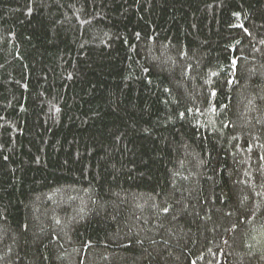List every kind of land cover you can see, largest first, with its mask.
<instances>
[{
	"label": "trees",
	"instance_id": "16d2710c",
	"mask_svg": "<svg viewBox=\"0 0 264 264\" xmlns=\"http://www.w3.org/2000/svg\"><path fill=\"white\" fill-rule=\"evenodd\" d=\"M0 264H264V0H0Z\"/></svg>",
	"mask_w": 264,
	"mask_h": 264
}]
</instances>
